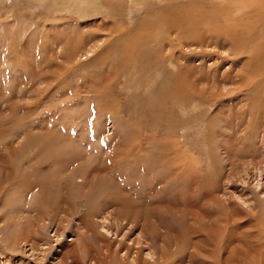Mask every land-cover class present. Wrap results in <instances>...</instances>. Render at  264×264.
I'll list each match as a JSON object with an SVG mask.
<instances>
[{
    "label": "rangeland",
    "instance_id": "obj_1",
    "mask_svg": "<svg viewBox=\"0 0 264 264\" xmlns=\"http://www.w3.org/2000/svg\"><path fill=\"white\" fill-rule=\"evenodd\" d=\"M168 1L0 0V264H148L164 241L175 256L177 237L184 240L185 256L195 253L198 264L203 255L213 256L205 264H264V94L238 80L239 71L258 65L232 55L263 42L264 0H183L177 10ZM226 4L242 7L231 14L234 19L203 27L214 37L233 31L234 22H248L254 31L237 36L247 47L218 37L212 49L199 48L187 37L190 27L182 31V41L194 45L188 50L164 42L165 32L174 38L186 26L185 12L220 13L229 10ZM251 12L261 13L259 23L252 16L247 21ZM173 16L174 28L167 23ZM179 50L191 57L201 51L194 64L202 71L215 61L217 71L228 70L227 82L210 91L220 90L221 97L200 101L194 110L175 101L164 105L162 89L172 90L180 78L160 60L173 51L179 56ZM147 138L157 142L150 148ZM61 149L79 151L82 159L63 164ZM120 152L131 158L116 165ZM166 157L188 165L191 177L161 183L155 162ZM148 158L144 165L151 164L153 178L143 168L134 177L135 161ZM106 180L116 188H93ZM151 183L159 190L153 198ZM115 189L125 198L111 205ZM126 195L136 202L126 216L153 211L166 240L148 232L155 223H147V231L133 227L141 215L134 222L123 219L119 208L127 205ZM87 210L94 215L85 220ZM189 214L205 219L201 239L206 227L218 230L207 245L193 237L190 227L197 223Z\"/></svg>",
    "mask_w": 264,
    "mask_h": 264
},
{
    "label": "bare ground",
    "instance_id": "obj_2",
    "mask_svg": "<svg viewBox=\"0 0 264 264\" xmlns=\"http://www.w3.org/2000/svg\"><path fill=\"white\" fill-rule=\"evenodd\" d=\"M178 1H180V2H182L183 0H169L168 1V3H169V5H170V9L171 10H177V8H178V6H176V5H178ZM185 1V0H184ZM187 1V3L189 2V0H186ZM220 1V0H219ZM196 2V1H195ZM193 3V2H192ZM223 3L224 2H222V7H224L223 6ZM231 3V2H230ZM191 5V4H190ZM211 5H213V4H211ZM226 5H228L229 6V4H226ZM174 6H176V7H174ZM184 6V5H183ZM182 6V7H183ZM186 6H188V4H186ZM201 7V6H200ZM240 7H242V6H240ZM240 7H236L234 10H231L230 8H231V6H229V7H227L229 10H224L223 9V11L222 12H217V13H207V15L206 14H204L203 12H202V10H201V12H199L198 14L196 13V11H194L193 13H190V12H185L186 14H185V16H186V18H185V20H184V23L186 24V26L184 25V28H179V29H177L176 31H179L178 33H177V35L174 33V38H173V34H172V32H171V34H168V32H165V36H163L164 37V42H166L167 43V46H171V44H175V41H177L178 42V45H177V43L174 45V46H176V47H179L181 44H183V45H181V46H183V48L184 47H186V49L188 50L190 47H192V46H197V47H199V48H202V47H205V49H208L209 47L211 48V46H213V42L212 41H215V40H217V39H219V38H222V41H224L223 40V38L225 39L226 37H228V39L229 40H225V41H228V42H231V43H235V44H237V42L239 43V42H243V45L245 46V43H244V41L243 40H239V39H237V36H240L241 37V34H245L246 35V37H247V35H249V34H251V32H252V30H253V25H250L249 26V23L247 22H245L244 23V21L243 22H240L239 21V23L237 22L236 24H234V23H232V25H233V27L231 28L233 31H228L227 32V34L226 35H224L223 34V32L220 34H215V36L214 37H212V31L213 30H209V32H207V28H204L203 26L205 25H207L208 23H212V24H215V23H218V26H219V23H221V21L220 20H223V21H230V20H232V19H234V18H232L231 17V14L232 13H235V12H238V11H240ZM184 8V7H183ZM204 8V7H203ZM252 9V8H251ZM254 10H259L260 8H253ZM216 10V9H215ZM247 10V9H246ZM203 11H204V9H203ZM212 11V10H211ZM205 12H206V10H205ZM171 15H169V17H170ZM247 16V15H246ZM251 16L252 17H255L256 19L255 20H257V23H259L260 22V20L259 19H257V16H262L261 15V13H258V15H254V14H252V12L251 13H248V17H247V21L248 20H250V18H251ZM261 19V18H260ZM239 20H241V18L239 19ZM183 21V20H182ZM171 22V23H170ZM208 22V23H207ZM167 23H170V26H173V28H174V26H175V19H174V16L172 17V20H170V21H168ZM172 24V25H171ZM177 24H179V23H177ZM189 24V25H188ZM211 24V25H212ZM188 25V26H187ZM222 25V24H221ZM223 25H225V24H223ZM178 26L179 25H176V27L178 28ZM185 27H190L189 29H191L192 31H188L187 32V34L189 35H187V37L189 38V39H191L192 40V42L194 43V45L191 43V42H186V41H182V36H183V34H182V31L183 30H185L186 28ZM213 27V26H212ZM223 27V26H222ZM210 28V27H209ZM214 28V27H213ZM221 28V27H220ZM225 28V27H224ZM264 28V27H263ZM262 28V29H263ZM228 29V28H227ZM231 29H229V30H231ZM215 30V29H214ZM219 30V29H218ZM264 30V29H263ZM236 31L238 32L237 34H236ZM254 31V30H253ZM258 31H260V30H258ZM170 33V32H169ZM256 34V33H255ZM211 35V36H210ZM252 35H254V34H252ZM259 35V34H258ZM264 36V35H263ZM185 37V36H184ZM219 37V38H218ZM243 37V36H242ZM250 37V36H249ZM187 38V39H188ZM255 39H256V36L254 37ZM259 38H261V37H259ZM263 38V42H261V40L259 39V40H257V44L255 43L254 45H252L249 49H245L244 51H241L242 49H244V48H241V47H238V49H236V51H235V49H234V51H235V53H233L234 51H232V55H234V54H236L235 56H241V55H244L245 57H247V58H251L252 59V61H254L255 62V64H257L258 65V67L256 68L255 67V65H254V67L252 66L251 68H253L252 69V71L251 70H247L246 72H245V70L247 69H242L241 71L243 72V74H241V71H239V73L240 74H238V80H240L241 81V85H242V87H244V85L246 86V85H248V86H251V84H252V88H257L259 91H261V93L260 94H264V37H262ZM209 39H212V40H210L209 41ZM239 40V41H238ZM218 41V40H217ZM253 41V40H252ZM252 41H250V43L252 42ZM261 43H260V42ZM182 42V43H181ZM228 42H227V44H228ZM249 42V41H248ZM256 42V41H255ZM212 44V45H211ZM218 44V43H217ZM222 44V43H221ZM225 44H226V42H225ZM224 44V45H225ZM242 44V43H241ZM240 44V45H241ZM252 44V43H251ZM164 45V44H163ZM239 45V44H238ZM242 45V46H243ZM248 45H250V44H248L247 43V46ZM221 46V45H220ZM228 47H230V48H232V50H233V48L234 47H231V46H234V44L233 45H231L230 46V43H229V45H227ZM247 46H245V47H247ZM165 47V46H164ZM222 47V46H221ZM213 48V47H212ZM211 48V49H212ZM223 48V47H222ZM235 48H237V45L235 46ZM167 49V48H166ZM166 49H164L163 48V50L165 51ZM185 49V48H184ZM183 49V50H184ZM197 49V48H196ZM211 49L210 50H208L209 52L211 51ZM228 49V48H227ZM168 50V49H167ZM172 50H175V49H172ZM177 50V49H176ZM199 50V49H198ZM200 50H202V49H200ZM224 50V49H223ZM194 51V50H193ZM202 51H204V50H202ZM230 50H228V52H229ZM166 52V51H165ZM207 52V51H206ZM238 54H237V53ZM201 51L200 52H198V54L199 55H196V54H194L192 57H191V55H189V56H187V54L186 53H184V51H181V50H179V56H176V54H175V51H173V52H171L170 53V55H166V56H162L161 58L163 59V60H160L161 62H163L165 65H166V63H167V65L169 64V65H171V67H173L172 69L174 70V73H176L177 74V77H179L180 79H179V81L177 82V85L176 86H174L173 87V89L172 90H170V91H166V89L165 88H163L162 90L164 91V92H166V95L164 96V100H163V102H164V105H167L168 106V103L171 105H173V102L175 101L176 102V105H178V103L180 104V105H183V106H185L186 107V110H188V108H190L191 110H194L195 108H197L199 105H202V101L204 102V101H208V103L209 102H211V101H213V100H215V99H218V97H221V95H223V93H221V91L220 90H218L217 92V94H212L213 92L211 91V90H213L212 88H214V86H216V85H218L219 84V82L221 83V81H223L224 83H225V81L227 82V78H228V70L226 71L225 69L223 70V71H221V69L219 70V71H217V66L216 65H220V64H217L218 63V61H215V62H217L216 63V65H212L211 67H214V68H211L210 66H208L206 69L203 67V71H202V69H201V67L198 65H196V64H194V62L195 61H197V59H196V57L195 56H198L199 57V60H200V58H201ZM216 53V52H215ZM165 54V53H164ZM192 54V53H191ZM203 56L204 55H207V56H211L209 53L207 54H202ZM213 55V54H212ZM214 56H216V55H214ZM219 58H220V56H219ZM246 58V59H247ZM207 59V58H206ZM211 59H213V58H211ZM223 59V58H222ZM203 60H204V58H203ZM201 61V60H200ZM250 61V60H249ZM248 61V62H249ZM213 62V61H212ZM220 62V61H219ZM199 63V62H198ZM246 63V62H245ZM200 64V63H199ZM210 64H212V63H210ZM209 64V65H210ZM229 64V63H228ZM232 64H234V63H232ZM243 64V63H242ZM246 64H248V63H246ZM205 65V64H204ZM207 66V65H206ZM205 66V67H206ZM224 66V65H223ZM245 67V65L243 66V68ZM230 70V69H229ZM215 73H217V77H216V75H215ZM175 78V77H174ZM190 79L194 82V83H192V84H190V83H188V81H190ZM233 81V80H232ZM239 81V82H240ZM201 82H205L204 83V85L201 83ZM168 83V82H167ZM201 85V86H195V85ZM238 85H239V83H238ZM240 85V86H241ZM166 86V85H165ZM210 86H213V87H210ZM197 87V88H196ZM240 89H241V87H239ZM248 88H250V87H248ZM215 89V88H214ZM245 89V88H244ZM247 89V88H246ZM242 90V89H241ZM253 90V89H252ZM251 90V91H252ZM212 93H211V92ZM246 92V91H245ZM246 95V94H245ZM211 100V101H210ZM201 101V102H200ZM264 101V100H263ZM215 102V101H214ZM204 103H206V102H204ZM193 105H195V107L193 106ZM183 108V107H182ZM194 108V109H193ZM183 111V110H182ZM190 112V111H189ZM250 114V113H249ZM210 121V123L212 124V120H209ZM258 121H260L259 119H258ZM257 121V122H258ZM210 127H212V125H210ZM109 128V127H108ZM171 129H172V127H171ZM211 129V128H210ZM212 130H214V129H212ZM262 132V131H261ZM263 133V132H262ZM106 138H109L110 139V136H107ZM149 141H148V145H149V147L151 148L152 147V145H154L157 141H155V140H153V139H149V138H147ZM150 148H148V149H150ZM153 149V148H152ZM137 152V151H136ZM58 153H59V160L60 161H62L63 160V164H69V163H71V164H73V163H75V162H77L79 159H82V153L81 152H79V151H76V150H73V149H66V150H63V149H61V150H59L58 151ZM156 153V152H155ZM158 153V152H157ZM175 153L173 152L172 153V155H174ZM114 155V154H113ZM138 155V154H137ZM180 155V154H179ZM139 156V155H138ZM144 156V155H143ZM143 156H141V157H143ZM110 157V156H109ZM168 157V156H167ZM166 157V158H167ZM98 158V157H97ZM113 158V157H112ZM125 158H131V156H130V153H124L123 154V152H120V154L119 155H116L115 157H114V160H115V164L117 165V163H118V161H120V160H124L125 161ZM140 158V157H139ZM174 158H177V154H175V157ZM179 158V157H178ZM120 159V160H119ZM173 159V158H172ZM171 158H167V159H164V160H161L160 158L159 159H157L158 161L157 162H155L160 168H162V170H161V176H159L158 178H159V181H162L161 183H169V184H172V183H180V181L182 180H187L188 178H189V176H190V174H191V172L188 174V171L186 170L188 167V165H186V164H184V165H182V164H178V165H175V164H172V162H171V160H172ZM142 161L139 163V161H135V163H134V165H133V168H134V170L133 169H131L130 170V173H132L133 174V176L135 177L136 176V169H141V168H143V171H144V176L145 177H150V179L151 178H153V176H152V167H149L151 164H149V166H145L144 165V161H147V162H149V158L148 159H146V160H143V159H141ZM133 161V160H132ZM146 162V163H147ZM57 163V162H56ZM61 163V162H60ZM96 163V162H95ZM132 163V162H131ZM139 163V164H138ZM178 163V162H177ZM183 163V162H182ZM189 163V162H188ZM58 164V163H57ZM138 164V165H137ZM115 165V166H116ZM131 165V164H130ZM81 166V165H80ZM94 166V165H93ZM157 166V167H158ZM146 167V169H144ZM95 169V168H94ZM104 169H106L107 171H108V169H107V167L105 166V168ZM127 169V168H126ZM129 169V168H128ZM79 171H81V170H79ZM95 171V170H94ZM132 171V172H131ZM146 171V172H145ZM193 173V172H192ZM195 173V175H194V177L196 178V175L197 176H199V174L197 173V171H195L194 172ZM193 173V174H194ZM75 173H73V175H74ZM142 174V175H143ZM129 175V174H128ZM151 175V176H150ZM192 175V174H191ZM130 176V175H129ZM143 177V176H142ZM160 177H161V179H160ZM191 177V176H190ZM129 177H127V179H128ZM46 179V178H45ZM48 179V178H47ZM141 179V178H140ZM139 179V180H140ZM145 179V178H144ZM154 179H155V177H154ZM198 179V178H197ZM125 181H127V180H125ZM133 181H135V180H133ZM158 181V182H159ZM108 181L106 180V181H104V182H98V183H96V184H98L99 186H101V187H98L96 184L93 186V188L94 189H97V190H100V189H102V188H105V187H107V188H110V189H114V188H116V185L114 184H108L107 183ZM132 182V181H131ZM186 182V181H185ZM41 183V182H40ZM43 183H44V181H43ZM127 183V182H126ZM136 183V182H135ZM157 183V182H156ZM156 183H151L152 184V187H153V189L154 190H152L153 191V193H152V195H151V197L153 196V194H157L158 192H159V190L156 188ZM160 183V182H159ZM159 183H157V185L159 184ZM197 183V182H196ZM129 184V183H128ZM130 185V184H129ZM110 186V187H109ZM120 186V185H119ZM126 186H128V185H125V187ZM137 186V185H136ZM136 186H134V188L136 187ZM179 187V186H178ZM106 188V189H107ZM136 189H138V187H136ZM150 190V189H149ZM115 191V192H114ZM114 191H112V195H111V199H110V203H111V205H115L114 204V200L115 199H119V198H121L122 196H124L123 197V199L125 198V194H123V193H120L117 189H115ZM172 192V191H171ZM126 198H127V205H125V204H123V206L121 207V208H119L120 209V211L119 210H117V211H119L120 212V215L121 216H124L123 217V219H125V217H127V219H129L130 221H135L136 219H134V218H138V216H142L141 218H138L139 219V221H141V222H139V221H136V223H135V226H133V227H136V228H138L140 231H147V230H145V228H144V226H146V225H148L147 223H149V222H152V223H155L157 226L155 227V228H153L152 230H150V231H148V232H150V233H152V232H154L153 234L156 236V237H158L159 239H165V235L164 234H162V233H160L159 231H158V229H159V227L161 226L162 227V225H161V223H159V221L157 220V222L156 221H154L153 220V218L155 219H157L158 217L156 216V214L152 211V212H148V213H146V214H142V213H138V215H136V216H126V214H127V212H126V210L127 209H129V208H131V206L134 204V203H136L131 197H129V196H127L126 195ZM153 198V197H152ZM137 199V198H136ZM147 200V199H146ZM125 203V202H124ZM143 203H145V202H143ZM147 203V202H146ZM131 205V206H130ZM140 205V204H139ZM138 206V205H137ZM137 206H135V208H137ZM100 208H101V205H99V210L98 211H100ZM145 208V207H144ZM148 208V207H147ZM133 210V209H132ZM156 211V210H155ZM157 212V211H156ZM91 214H93V213H91V211H90V213L88 212V210L86 211V213L84 214V216H83V218L85 219V220H88V219H90V216H91ZM149 214H152V215H149ZM94 215V214H93ZM161 215V214H160ZM102 218H106L105 217V215H104V213H102V216H101ZM162 217V216H161ZM183 217V216H182ZM190 217V218H189ZM113 219H116L117 218V216L115 215L114 217H112ZM189 220L191 219V220H194L195 221V224L196 225H193V226H191L190 228H191V233H192V235H193V237L195 238V239H199V245L200 244H204V245H207V241H212L214 238H215V236H213V235H215L216 233H218V230H215V228H214V226L212 227V228H207L206 227V232H205V235L207 236H204V237H202V239L200 238V236H201V225H202V222H203V220H205V219H203L202 217H198V216H195V215H193V214H189V216L187 217ZM217 218H221L220 216H217ZM107 219V218H106ZM159 219V218H158ZM224 219V218H223ZM206 221H208L209 223H216V221L214 220V219H212V218H209V219H206ZM234 221V220H233ZM104 222V221H103ZM225 219H224V222H223V224H225ZM235 222H236V220H235ZM162 223H164V222H162ZM217 223H220V221H219V219H218V221H217ZM221 223H222V221H221ZM88 224H89V222H88ZM165 224V223H164ZM90 225V224H89ZM152 225H154V224H150V226H152ZM218 225V224H217ZM237 225V224H236ZM203 227H205L204 225H202ZM103 227V226H102ZM133 227H132V229H133ZM166 227H168L169 228V226L167 225ZM216 227V226H215ZM218 227H219V225H218ZM167 228V230H170V228L168 229ZM233 228V227H232ZM164 229H165V226H164ZM160 230V229H159ZM162 230V229H161ZM164 231V230H163ZM166 233H167V231H165ZM165 232H163V233H165ZM143 233V232H142ZM146 233L147 232H145L144 233V236H145V238H147V237H149V236H147L146 237ZM149 233V234H150ZM190 233V232H189ZM148 235V234H147ZM151 235V234H150ZM154 235H152V236H154ZM177 236V235H176ZM175 236V237H176ZM141 237H143V235L141 236ZM191 237V236H190ZM144 238V239H145ZM152 239V238H151ZM154 239V238H153ZM176 239H177V241H176ZM175 239V244H174V247H176V252H177V254H175V256H174V252H172V251H170V249H169V247H168V243L167 242H163V244H164V246L160 249V254H159V256H158V258H157V260L155 261L154 260V262L153 263H148V264H183V263H185L184 261H189V263H195L194 262V260H195V257H196V255H195V253H189V255L186 257L185 256V254H186V252L183 250V248L182 247H184L183 246V244H184V240H180L179 239V237H177ZM162 240V241H163ZM166 240V239H165ZM174 240V239H173ZM229 241H231L232 242V240L230 239ZM155 242V241H154ZM152 243V242H151ZM155 244V243H154ZM194 245L196 246L197 245V241L196 242H194ZM194 245H193V247H194ZM150 246V245H149ZM192 247V248H193ZM126 249H130V246L128 247V246H126ZM158 249H159V247H158ZM114 251V253H116V251L115 250H113ZM109 253H110V251H109ZM152 254H154V253H152ZM113 255V254H112ZM125 255L127 256L128 255V252L126 251L125 252ZM215 256V255H214ZM126 257H123L122 256V258H120L121 260L120 261H122V263L124 262V261H126V259H125ZM150 258L152 259L153 257L150 255ZM213 259V256L211 257V256H209V255H203L202 257H200V261H198L199 262V264H205V263H202L201 261H204V259H207L206 261H210V260H212ZM210 259V260H209ZM97 261V260H96ZM135 262H137V263H135ZM205 262V261H204ZM96 263V262H95ZM127 263V262H126ZM132 263L133 264H146V260L145 259H142V260H140V261H138L137 259H133L132 260ZM128 264V263H127ZM195 264H198V263H195Z\"/></svg>",
    "mask_w": 264,
    "mask_h": 264
}]
</instances>
